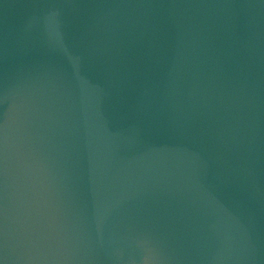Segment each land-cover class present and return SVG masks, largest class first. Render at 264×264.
Segmentation results:
<instances>
[{
	"label": "water",
	"instance_id": "obj_1",
	"mask_svg": "<svg viewBox=\"0 0 264 264\" xmlns=\"http://www.w3.org/2000/svg\"><path fill=\"white\" fill-rule=\"evenodd\" d=\"M0 264H264V0H0Z\"/></svg>",
	"mask_w": 264,
	"mask_h": 264
}]
</instances>
